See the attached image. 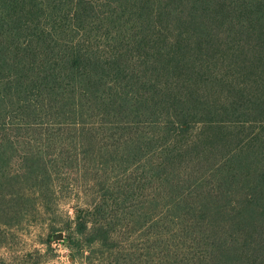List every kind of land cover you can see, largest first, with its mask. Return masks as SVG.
I'll use <instances>...</instances> for the list:
<instances>
[{
  "label": "trees",
  "instance_id": "1",
  "mask_svg": "<svg viewBox=\"0 0 264 264\" xmlns=\"http://www.w3.org/2000/svg\"><path fill=\"white\" fill-rule=\"evenodd\" d=\"M70 170L77 262L264 264V0H0V234Z\"/></svg>",
  "mask_w": 264,
  "mask_h": 264
},
{
  "label": "rangeland",
  "instance_id": "2",
  "mask_svg": "<svg viewBox=\"0 0 264 264\" xmlns=\"http://www.w3.org/2000/svg\"><path fill=\"white\" fill-rule=\"evenodd\" d=\"M82 178L70 170L64 182L55 180L56 193L50 194L47 203L37 193L28 194L35 204L25 197L23 216L1 226L0 264H88L73 259L65 238L68 224L73 223L74 207L86 199L88 185L80 184ZM59 232L62 237L57 236Z\"/></svg>",
  "mask_w": 264,
  "mask_h": 264
},
{
  "label": "water",
  "instance_id": "3",
  "mask_svg": "<svg viewBox=\"0 0 264 264\" xmlns=\"http://www.w3.org/2000/svg\"><path fill=\"white\" fill-rule=\"evenodd\" d=\"M57 236H58V237H62V236H63V232H59V233H57Z\"/></svg>",
  "mask_w": 264,
  "mask_h": 264
}]
</instances>
